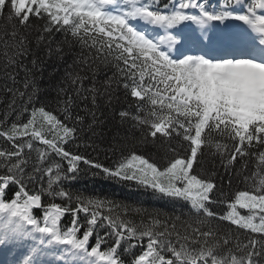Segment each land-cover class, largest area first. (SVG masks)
I'll list each match as a JSON object with an SVG mask.
<instances>
[{
  "label": "snow or ice",
  "instance_id": "1",
  "mask_svg": "<svg viewBox=\"0 0 264 264\" xmlns=\"http://www.w3.org/2000/svg\"><path fill=\"white\" fill-rule=\"evenodd\" d=\"M229 19L242 24L219 29ZM0 20V71L13 85L5 84L12 98L0 120V138L11 144V150L0 148V264H125L124 252L135 247L141 251L131 264H264V0H225L215 7L205 0H0ZM38 20L45 23L35 47L43 46L49 59L72 60L57 111L33 104L36 89L24 63L29 56L34 67L42 62L21 31ZM55 33L64 40L55 41ZM109 65L116 72L97 87L96 77ZM20 70L26 73L23 90L15 87ZM114 84L138 110L121 111V119L134 120L145 141L159 142L171 156L161 162L131 152L110 168L66 150L85 127L92 131L98 122L92 109L100 97L111 103ZM77 99L91 104L83 109L91 124L73 115ZM12 112L17 119L8 124ZM176 138L179 149L171 143ZM206 155L219 156L226 169L239 162L248 187L230 200L217 199L222 190L215 173L202 168ZM54 156L66 160L67 169ZM80 163L182 202L193 215L181 229L175 223L180 216L160 213L135 223L125 217L141 209L74 197L62 184L77 178ZM217 203L226 211H215ZM69 214L71 227L62 228ZM102 227L114 237L107 249L103 237L89 244Z\"/></svg>",
  "mask_w": 264,
  "mask_h": 264
},
{
  "label": "trees",
  "instance_id": "2",
  "mask_svg": "<svg viewBox=\"0 0 264 264\" xmlns=\"http://www.w3.org/2000/svg\"><path fill=\"white\" fill-rule=\"evenodd\" d=\"M208 1V0H207ZM216 1V0H214ZM206 2V0H205ZM43 20L34 21L32 27L27 29H22V33L27 35L29 40L32 41L33 51L37 56L41 57L42 62L38 61V66L34 67L30 61L32 56H29L24 60L31 71L27 73L29 79L34 81V86L36 89V95L33 98V104L36 107L45 106L48 109L57 111L62 107L61 101L65 98V94L59 93L58 89L61 86L67 87L63 83V78L66 71H71L72 69L69 65H72V60L68 59L67 63L64 61L56 60L55 58H47L45 56L46 49L41 46L37 49L35 47V37L42 30ZM3 21L0 20V25ZM55 41L64 40V36L61 33L54 34ZM69 39H71L69 37ZM75 49L78 52L80 46L75 45ZM87 53V49L84 50ZM3 60L0 58V67H2ZM116 69L112 66L105 68L97 77L96 83L97 87L103 82L106 76H113ZM26 73L23 70L19 71L17 76L16 88L23 90V82ZM5 84L8 87H12V82L6 80L3 76V72L0 71V120L5 119V114L8 113V104L11 101L12 94L5 90ZM85 86H89V82L85 81ZM32 89H29L31 92ZM71 94V90L69 93ZM111 103H108L107 97H100L97 101V108L92 109L97 117V123L93 125L92 131H89L87 127L83 131L78 133L79 138L74 142L70 141L65 145L66 150L74 153L80 154L87 159L100 163L105 167L114 168L118 162H120L124 157L128 156L131 152H136L137 154H142L145 157H150L156 161H161V158H167L171 156V153H165L164 149L160 148L159 142L153 143L151 139L148 141L144 140V131L136 125V122L131 118L122 120L120 117L121 111H128L132 115L137 114V106L133 98L126 94L122 87H116L114 84L111 89ZM87 102L83 100H76L73 106V115L79 114L84 116V124L88 125L92 123V117L86 114L83 109ZM20 101H17V108L19 107ZM89 108H92L90 103H87ZM31 107V106H30ZM27 117V113L24 114L23 118ZM17 119L16 112H12L8 115L6 123ZM61 119L63 116L61 115ZM178 149L180 147L179 138L172 140L171 142ZM184 147H187V142H183ZM36 147H42V145L37 144ZM0 148L11 150L10 142L5 141L0 138ZM183 154V153H181ZM36 153L31 154L30 160L35 161ZM54 161L59 162L63 169H67L68 164L66 160H61L60 157L54 156L52 158ZM162 162V161H161ZM80 172L76 179L66 180L63 182L62 187L69 191L74 197L79 195L87 198L101 199L114 201L118 204L127 205L130 209H141L142 211L137 213L135 211H129L128 215L125 217L135 223H140L141 220H147L151 214L160 213L161 218L165 216L175 217L180 216L181 220L176 221L177 229H181L182 222L188 220L193 213L187 205L182 202H176L166 197H160L158 194L154 195L152 190L145 189L139 185H132L128 183L127 186L124 184H117L121 180L108 178L101 170L94 167H90L84 163L79 164ZM202 168L205 172L211 174L212 179L216 182L217 188L222 190V194L217 193V199L221 201H227L234 197V194L238 191L245 190L248 185L243 182V176L246 172L241 171L240 163H236L233 167L225 168L224 164L221 162L219 156L206 155L203 162ZM31 170V165L28 171ZM254 170V162L249 161V171ZM196 171V169H194ZM45 177V186H46ZM231 179V184L229 180ZM30 187L38 189L39 184H32ZM47 202L55 203H65V201L60 197H44ZM75 206V204H73ZM212 208L220 213L226 211L225 203L213 204ZM121 211L120 209L116 210ZM242 214H245V210H239ZM72 216L66 215L62 218V228L71 227ZM79 223L84 225L80 229L81 232L87 227L84 214H80ZM221 226L224 229H229L233 232L236 231L235 226H230L227 222H222ZM108 232V228L102 227L98 228L93 237L90 238L89 244L94 245L95 242L101 237L104 238L102 243V249H107L114 242V237H106L105 234ZM243 230H241V233ZM244 239L243 234L240 236ZM127 248V245H124ZM141 251L140 247L129 248L123 254V259L125 264H131L133 257L139 254Z\"/></svg>",
  "mask_w": 264,
  "mask_h": 264
},
{
  "label": "rangeland",
  "instance_id": "3",
  "mask_svg": "<svg viewBox=\"0 0 264 264\" xmlns=\"http://www.w3.org/2000/svg\"><path fill=\"white\" fill-rule=\"evenodd\" d=\"M242 214V213H241Z\"/></svg>",
  "mask_w": 264,
  "mask_h": 264
}]
</instances>
